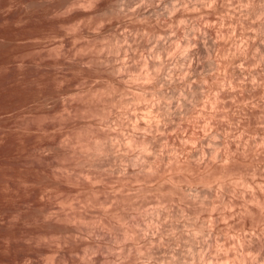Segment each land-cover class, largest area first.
I'll use <instances>...</instances> for the list:
<instances>
[{
    "label": "bare ground",
    "instance_id": "bare-ground-1",
    "mask_svg": "<svg viewBox=\"0 0 264 264\" xmlns=\"http://www.w3.org/2000/svg\"><path fill=\"white\" fill-rule=\"evenodd\" d=\"M26 4L28 5V7L30 4H32L35 5L37 9L39 8V12L37 13V15L33 17L29 16L22 18V16L26 15L25 13V15H22L21 18L18 19L19 21L16 22L18 23L17 26L20 28V30L23 31L22 36H24L23 40L25 41L23 43H27L29 46H31V52H44L49 54L51 52H55V54L58 55L67 52V55L68 53H70L71 57L73 55L77 57V55L79 56L78 53L84 54L85 52V54L88 55L93 49L92 48L87 53L86 50L88 48H91V46H87L89 41H96V39L102 40L105 38L104 36H111L110 38L115 41H119V39H121L127 43L128 46L126 45V47L132 46L131 43L128 42L132 40L136 41L137 44L134 43L136 44L134 49H136V47H140L138 49L145 48V41H148L150 39L157 38L159 41H162L159 42L160 44L158 45V47H155L156 49H154L156 50L154 52L155 56L153 55L151 59H146V57L138 58L143 59L142 63H134L135 65H142L143 68H136V66L132 67L133 64L130 62L134 59H137V52L134 53L136 55H130V51H128V48L126 47L123 49L124 57L122 59L120 58V62L119 60L116 62L117 57L110 55L109 52L105 53V55L102 54V50V52L100 53L99 51V53L102 56L104 55L103 59L99 57L101 56L99 53V56H96H98L100 59L94 56L93 51H91V54L93 53V57L95 59L92 57L91 54H89L90 57H92L94 60H96L97 58L98 61H101L102 59V62H99L100 67L103 66V71H101L102 68L100 67V71L98 68L96 69V71H94L93 69V71L94 73L103 72L104 75H107L106 73H108V77H110L109 74L112 75V90H116L114 91L115 93L112 92V117L104 116L95 119L93 118L91 121H87L84 125L93 129L90 131L89 134L91 135L89 138H91L92 140L89 138V141H81V139L80 141H78L79 139L77 140L78 144L79 142L81 144V146H79L80 144L78 145L80 149H84L86 151V160H84L85 157L83 156L85 154L81 153L83 156L81 160L83 159V162H81L79 158L80 152H77L79 154L76 156H78L77 160L79 159L80 161H78L79 164L83 163L87 165V169H89L90 167V169L92 168V170L93 168L97 169L93 172H98V170L101 171L98 172L99 174L97 172L91 173L98 174L100 176V174L104 171L107 177L104 176L105 178L102 179L100 177L98 178V175H94V178H92L93 176L91 177V173L85 171L87 170L84 169L86 167L80 165H77V167L78 170L80 169L79 167H81L82 169L80 170L82 171L84 169V171L86 172L84 174L82 171L84 180L85 182H88L90 190L92 189L94 192H96L91 193L97 195V193L103 192L106 196V199H103L102 197L103 200H101L98 194L97 197H99L100 199L92 198L94 200L96 199L95 201L93 200L94 203L92 202V200L89 199L90 203L80 201L79 204H76L75 202H73L74 199H69L71 198L70 195L69 198L66 196L67 198L58 200L57 210L56 212L55 210L53 212H55V216L63 215L67 217V220L71 218L74 225H76V228L80 226L78 227V229H76L78 231L80 229V235L86 236L85 234H88L91 237L93 236L94 239L98 237L100 239L101 237L102 241L104 240L103 242L107 241L109 246H107L106 244L104 245L110 248L109 250L106 249L108 251L103 249L104 247L101 248V246L99 245L100 240L98 243L95 240V242L91 244V246L96 251L99 250L98 252L101 253H99L100 257L98 258V261L101 262L106 260L107 264H109L110 262L112 264L114 262H112V260L116 259L112 258L113 254L109 253V251L112 249V231H119L118 228L120 224L117 226L116 219L121 216L122 217L121 219L119 218L120 220H118V223H120V221L122 220L127 225H125V228H128V231H125L126 235L130 237L133 234L131 238L135 236V238H132L135 240H133V242L130 238V247L125 245L126 247H128L127 249L130 250L131 247H135L137 243L136 241L140 239V236L150 237L147 232L145 233L146 228L149 227H147L148 225H145L146 223H143L144 219H142L140 214L137 213L138 216L133 215V213H131V209L130 211H126V209H123L124 211L122 212L118 210L119 205L118 207L116 206L117 208L115 207V204L114 206L112 205L113 203H116L115 201L119 202L120 200L122 201L123 205L122 207L120 206L122 209L125 206L124 204L129 203L128 205H130L129 201L133 200V198H138L140 196L144 197L147 194L145 193L147 185L149 183L152 184L153 181V184L156 182V187L160 185L164 186V184L168 183V186L166 185V191L168 190L167 192H170L169 195L168 193H166V191H162L168 196L171 195V199L169 198L170 200L168 199V201L165 202L166 206L164 207V209H160L159 207L164 202H160L161 204L156 207H159V211L155 209L158 211L157 214L155 211L156 217L158 218V223L156 224V232L161 231L160 233L162 234V231L164 230L177 229L181 231L189 227L209 234L212 232L217 233V231H222L223 229L224 231H230L233 228L236 233L237 231L242 230L243 225L241 226L242 229H238L240 223H237V225L239 226H237L234 221L233 222L235 224L231 222L234 226L229 224L230 222L228 223V220L230 221L228 215L231 211L228 212L226 210L228 213L227 216L226 213H222H224L223 210H225L226 208H230L231 210L235 209L239 211V207L243 204H239V206V202L237 201V205L239 206L238 207L235 204L236 200H233L232 202H227L222 198V196L219 198L218 202L211 201V198H213V193L216 190H219L218 192H222L223 194L228 190L231 191V187H229L228 189L227 186L233 184L235 185L233 186L235 196L236 194L240 196L239 193L241 192L239 189L236 190L240 191L239 193L234 190L236 185L240 186L237 188H240L241 190L243 188L244 192L242 191V194L248 191L250 195V192L253 193L254 191L257 192L259 190L261 192L263 191L262 193H264V176L262 177L260 174L255 175L253 170H250L251 167L249 166L251 165V169H255L253 168V166L255 167L253 162L255 161V159H258L256 158V154L260 151V149L261 151L262 149L264 150V0H31L30 2H26ZM9 6H11V4ZM10 8H12V6ZM2 11L4 12V10ZM136 38L138 39V41L136 40ZM83 41H85L86 43H83ZM115 41H113L112 44ZM169 43L173 44L172 47L170 46L171 48L168 46ZM129 44L131 46H129ZM113 46L114 45H112V47ZM1 47L3 48V46ZM83 47L85 50L83 49ZM251 49H255L257 54H251ZM113 53L114 50L112 54ZM202 53L205 54L206 57L205 59H203L204 61L202 60V62H200L201 60L199 55ZM106 54L109 55L107 56ZM34 55L35 54H33V56ZM82 56L79 57L81 58ZM142 56L143 55H141L140 57ZM28 58H30V56ZM87 59L89 61L91 60V58ZM87 59L85 60L87 61ZM93 59L91 61H93ZM44 60L45 59H43V61ZM98 61H94L95 63L92 62V64L96 65H94V68L99 66ZM136 61L139 62L140 60ZM90 62L89 67L91 68L92 64ZM85 63L88 64V62H84V64ZM87 64L85 65L88 67L89 64ZM129 64H132V66ZM138 68H140V72L137 70ZM125 69L128 73L122 77V80L119 84H117L119 85L117 87L115 85L117 83V80H115L114 78L118 75H123V72L126 73ZM98 74L99 76L96 75L97 77L93 78L95 79L94 81L100 78L104 79L103 74ZM113 79L116 83H114ZM82 80L74 81V87L72 85L71 87L77 90V87H81L84 85V82H82ZM85 80L87 81V79ZM104 80L108 81L106 79ZM90 82L94 84L93 81ZM89 83L88 85L85 83V85H87L88 87H93L91 86L93 84L91 83L90 85ZM71 87L70 89H72ZM60 88L61 87L59 86V89ZM117 88L119 91L117 90ZM116 91H118L117 94ZM74 92V90L70 91L69 89L67 91L62 92L58 90V92L47 96L46 101L47 99L50 100L52 106H56L57 103L61 101L63 102L64 106V103H67V100L73 96ZM80 92H83V90ZM80 92L77 91L75 93ZM28 107H30V105ZM65 108L63 109L65 110ZM260 113L262 115H259L260 121H257V123L253 122L251 118ZM64 116L62 115V117ZM48 121L49 120H47V122ZM65 121L67 120H64V122ZM67 134H69V132ZM233 138H238L240 142L245 141V143L250 145V147L248 145H246L245 147L247 149L250 148L253 153H256L253 154L256 156L255 158L253 155L251 156L252 158H249L252 152L250 154V150H245V148L243 147L245 152L248 153L247 151H249L250 154L247 156L243 152L245 154L244 156H246L247 158L246 160H248V158H254V160H252L253 162L249 160L251 163L245 161V159L242 160L241 154L238 155L237 153V157L239 158V156H241L240 159L246 162H241V166L244 168L247 167L246 169L250 167L249 170L254 173L253 175L250 171L249 173L248 171H246V169L242 167L241 170L234 171L235 169L233 167L236 161L232 159V156L236 153L234 152L235 147H232L233 150L231 148V152L228 147L232 145L229 144L232 142L228 140ZM236 139L235 141H237ZM55 140L56 139H54V141ZM24 141L25 139L22 141V144ZM106 141L108 143H106ZM237 142L236 145L239 147L240 144H238ZM207 144H212V146L210 145L209 148ZM233 144L235 145V143ZM224 145L225 147L227 146L226 148H228L229 150L228 155L225 154L226 152H228L225 150V147L223 150L226 151L225 153L219 150V147H222ZM237 148H235V150H237ZM238 149L241 148L239 147ZM25 151L27 152V150ZM232 151L234 153H232ZM262 153H264V151H262L261 154ZM261 154L259 156H261ZM263 156L264 154H262L261 157ZM261 157L259 158L260 160L263 159ZM236 159L237 158H235V160ZM241 160H239V162ZM258 160L256 161L260 164L262 160L261 162H258ZM217 169H220L221 171H219L218 174L215 175V171ZM243 169L245 170V173L247 172L246 175H244L245 173L243 174ZM80 170L78 171L79 174H81ZM256 170L257 169H255V171ZM257 172L260 173V171L257 170L256 174ZM128 175L134 177V180H131L130 177L128 178ZM153 175L155 176L151 178ZM211 176H213L212 179H210ZM256 176H261L262 178H257ZM78 177H76V179H78ZM55 179L57 180V178ZM58 179H60V177ZM194 179H200L202 182H196V184L194 182ZM26 186L27 184H25V188ZM162 188L164 189V187ZM158 189L151 191L157 192ZM19 190L17 189L15 191L19 192ZM87 190L88 189H86V191ZM149 190L147 189L146 191L149 192ZM52 193H54V191ZM254 194L255 193H253V195ZM172 195L182 202L187 201L190 204L199 203L198 206L202 207L201 209L206 212L203 220L200 219L201 221L198 222V216L193 215V220L191 223H189V225L187 224V222H181L182 224L176 222L175 224V222H173L174 218L178 217L177 215L179 212L183 213L185 210L183 211V207H180V202L179 206L178 204H176L178 203V200H176L177 202H175V204L177 205L176 207L173 201L174 199H172ZM243 195L245 196L246 194ZM249 195H247V200L252 197V194L250 196ZM258 195L260 194H255V196H253V198L251 200L249 199L248 201L256 204L258 207H261L263 205H261L262 202H260V200L258 199ZM49 197L51 198L52 194ZM41 198L43 197L41 196ZM87 199L88 198H86V201H88ZM143 202L141 201L139 202V204H143ZM229 203L233 204L230 205ZM137 204L135 205L137 206ZM142 204H140L141 207H137L142 208L145 202L143 205ZM136 206L135 208L133 207V209L137 211L138 208ZM235 206L237 207V209L234 208ZM112 207H114L116 210H113ZM245 207L243 209L250 213L251 210L249 211L247 210L248 207L247 209ZM243 209L241 208V210ZM235 210H233L232 213H235ZM241 210L239 212H241ZM116 211H119V213H117ZM53 212L50 214H53ZM120 212H122L121 216H119ZM239 212L236 213H238L239 215ZM248 212H244V215H246ZM232 213L231 216L233 215ZM183 214H180L179 218ZM161 218H165L164 222L160 220ZM166 218L168 220L171 219V221L166 222L168 221L166 220ZM243 218L245 217L243 216ZM47 219H49V217ZM220 220H224L223 222L227 221L226 224L228 225H219ZM249 225L250 224L245 226ZM253 226L254 225H251V227ZM251 227L249 229H251ZM74 228L75 226L73 227V229ZM228 228L230 229L226 230ZM245 229L247 230V228ZM67 230L71 231L72 229ZM232 231H230V233ZM240 232L241 231H239V233ZM250 232H252V230H250ZM243 233L246 234L245 236L249 234H247L246 231H243ZM250 234L252 235L253 233ZM235 235H233L234 239L236 238ZM237 235L239 236V234ZM251 235L250 240L249 236L247 238L244 235H242V238L238 237V239L241 238L245 243L246 241L248 242V240L250 242L252 240ZM118 236L122 238L121 235ZM128 236L127 239H125L127 242L126 244H128ZM229 237L227 238V240H230ZM243 237L246 238V241L245 239H243ZM125 240L123 239V241ZM242 240L238 243L243 242ZM235 241H231L230 244L234 242L232 244H236L235 246H237L238 243H236L237 241ZM244 242L241 244H244ZM246 244V251H249L247 247L250 243ZM233 245L231 246L232 248ZM86 246H88V244ZM226 246L224 247L225 249H227L228 247ZM241 246L242 245H238L239 248ZM234 249L235 247L233 248V250ZM103 250L107 253L105 252L104 254ZM238 251H236V253L237 255H240V251ZM179 252H176L175 250V253ZM215 253L216 251L214 252V258L219 255L217 254L216 256ZM236 253H233L234 256ZM99 254H97V256ZM180 254H178L179 258H181ZM118 257H121V255H117V258ZM239 257L240 256H238V258ZM243 258L240 259L244 261L246 258ZM224 259L225 258H223L222 260ZM245 263H247V261Z\"/></svg>",
    "mask_w": 264,
    "mask_h": 264
},
{
    "label": "rangeland",
    "instance_id": "rangeland-1",
    "mask_svg": "<svg viewBox=\"0 0 264 264\" xmlns=\"http://www.w3.org/2000/svg\"><path fill=\"white\" fill-rule=\"evenodd\" d=\"M30 1L31 0H21V1L20 0H15V1L14 0H0V11L4 10V12L3 11L0 12V28H1L0 29V39H1L0 40V264H101V262H102V264H105L106 260H104V259H103L104 261H101V262L98 261V258L100 257L101 253L98 252L99 250L96 251L91 246V244L94 243L95 240L97 243L100 240L102 245L100 244V242H99V245L101 246V248L104 247L103 249L109 250L110 248L107 247V246H109L107 241L103 242L104 240L102 241L101 237H100V239H99V237L98 238L95 237L96 239H94L93 236L91 237L88 234H85L86 236L80 235V232H79L80 229H79V231L76 230L80 226H78L76 228V225H74L71 218H69L67 220V217H65L63 215L55 216L56 215L55 212H56L57 207H58V200L63 199V198H67V197L69 198L70 195H71L70 196L71 198H69V199H72V200L74 199L73 202H75L76 204H79L80 201L90 203V200H92V202H93L94 199H92V198H96V199L101 198V200L106 199V196L104 195L103 192L97 193V195L99 194L100 198L97 197L96 194H95L96 196L94 194H92L91 192H94V191L92 189L90 190V187L88 186V182H85V180H84L83 173L84 174L86 172L91 173L97 169L93 168V170H92V168L90 169V167H89V169H87L88 168V167H86L87 165H85L83 163L79 164L80 161H79V159L77 160L78 156H76V155L79 154L77 152H80V157H79L80 160H81V158H83V156L85 157L84 160H86V157H87L86 151L84 149H80L79 146H81V144L79 142V144H80L79 145L78 141H80V139H81V141L82 140L87 141L88 138L91 136V135H89L90 131L93 129L87 127L84 124L87 121H91L93 118L95 119V118H98V117L100 118V117H104V116L112 117V108H113L112 107L113 106V104H112V92H114L116 90V89L112 90V75L109 74L110 77H108V73H106V72H104V73H106L107 75H104L103 72L102 73L101 72H95L94 73V71H96L97 68L100 71L101 70L100 68L103 67V66L100 67V62H102V59H103V56L105 55V53L109 52L110 55L117 57V59L115 58L116 62L118 60L120 62L121 61L120 58L122 59L124 57V53H123L124 50L123 49L126 47L127 43L121 39H119V41L118 40L115 41L112 38H110L111 36H107V37L104 36L106 39L103 37L104 39H102V40L96 39V41L92 40V42H90L91 40L90 41L87 40V41H89V43L87 42L88 43L87 46L88 47L91 46V48H88L86 50L87 53H88V51H90L93 48L91 51L94 52V56L97 57L98 59L102 58L101 61L99 60L100 62L97 60V58H96V60H94L95 58L93 57V53L91 54V51L89 54H91L94 59L92 57H90L89 54L88 55L85 54L86 52L84 51L85 50L84 47H86V46L83 47V49H84L83 51L85 52L84 53L85 56L83 53H82L83 56L81 53H78L79 56H82L81 58L78 55H77V57H75V55H73L71 57V54L68 53V55H67V52L64 53L65 55L64 54L58 55V54H55V52H51L50 54L44 53V52H41L42 54L36 53L33 51L31 52L30 51L31 46H29L27 43H23V42H25L23 40L24 36H22L23 31L20 30V28L17 26L18 23H16L19 21L18 19H20L22 15H25V13H26V15L22 16V18L29 17V16L33 17V16L37 15V13L39 12V8L37 9V7L35 5L30 4L31 5V6L29 5L30 8L28 7L26 2H30ZM138 1H140V0H138ZM10 4H11L12 8H10L11 7V6H9ZM17 6H18V8H17ZM263 8H264V6H263ZM9 9H11V10H9ZM15 11H17V12H15ZM32 11H33V13H32ZM263 19H264V17H263ZM8 22H9V24H8ZM163 25H164V23H163ZM14 29H16V30H14ZM6 35H7V37H6ZM13 39H14V41H13ZM99 39H101V38H99ZM112 40L115 41L113 44H112V42H113ZM136 40L138 41L137 38H136ZM143 40H146V39H143ZM18 41H19V43H18ZM132 41L128 42V43H131L132 46L129 44V46H131V47H126V48H128V51H130L129 52L130 55L137 52V55L134 54L137 56V59H134L135 62L133 59H132L133 61L130 62L133 64V66H132V64H129L132 67L136 66V68L142 67V65L140 66L137 64L142 63L143 59H138V58H145L146 57V59H149V58L151 59L153 57V55L155 54L154 53L156 51V50H154V49H156L155 47H158V45L160 44L159 42H162V41H159L157 38L156 39L155 38L150 39L148 41H145V43H146L145 48H141L142 49L141 50V49H138L140 47H136V49H137L136 50V49H134V47L136 46L137 42L136 41L132 42ZM83 43H86V42L83 41ZM134 43H136V44H134ZM112 45H114L113 46L114 48L112 47ZM172 45H173L172 43H169L168 46L172 47ZM1 46H3V48ZM82 46H83V44H82ZM96 46L100 50H98L96 48ZM112 48L114 50L113 54H112V52H113ZM129 48H130V50H129ZM119 49H121V50H119ZM134 50H136V51H134ZM251 50H252L251 54H253V55H254V53L257 54L255 49H251ZM24 51H25V53H24ZM99 51H100V53L102 52V54H104V55L102 56L99 53ZM145 51H147V52H145ZM98 53L102 57L99 56ZM145 53H146V55H145ZM33 54H35V55L33 56ZM37 55H39V56H37ZM96 55H98L100 58ZM141 55H143V56L140 57ZM29 56H30V58H28ZM199 56H200V60H201V61L199 60L200 62H202V60L205 59V57H206V55L203 53L200 54ZM73 57L76 59H74ZM83 57H85V58H83ZM86 57L89 59L91 58V60L93 59V61L90 60L91 61L90 62ZM43 59H45L47 61H45V60L43 61ZM83 59H84V62H88V64H89V62L92 64V62L98 61L99 66L94 68L96 65L92 64L93 66L91 65V68H90L89 67L90 64L88 65L87 63H85L88 65V67H87L84 64ZM85 59H87V61ZM129 60H131V59H129ZM136 60H140V61L137 62ZM134 63H137V64L135 65ZM93 69H94V71H93ZM137 70L139 71L140 68H138ZM101 71H103V68ZM98 73L103 74V78L108 80V81H105L104 79H102L100 77H98L100 79H96V81H94L95 79H93V78H96L97 76H99ZM127 73L128 72L126 70V73L123 72V75L116 76L114 79L117 80V83L113 79L114 83H116L115 85L117 87L119 86L117 84H119L121 82L122 77L125 76ZM61 75H63V76H61ZM100 76H102V75H100ZM88 77L89 78L92 77V78L89 79ZM84 78L87 79L88 82ZM76 80H82V82H84V85H85V83L88 85V83L90 81H93L94 84L92 82H90L89 84L91 85V83H92L93 85H91V86H93V87H88L87 85H85V86H87V87H85L83 85V86H81L82 88L77 87V90H76L75 88H73L74 83H75L74 81H76ZM97 80H98V85H97ZM101 80L102 81L104 80L103 81L104 83ZM118 80H120V81H118ZM62 83H64V84H62ZM58 85L61 87L60 89H59ZM71 85L73 87H71ZM120 86H121V84H120ZM70 87L72 89H70ZM84 88H85V90H84ZM68 89L70 91L74 90L75 92H77V91L80 92L83 90V92H80V93L74 92L73 96H72L73 98L72 97L69 98L67 100V103H64V106H63V102H61V101H59L56 106H52L50 100L47 99V101H46L47 96L58 92V90L62 92V91H67ZM79 89H80V91H79ZM117 90H118V88H117ZM118 91H116V94ZM48 102H49V104H48ZM29 105H30V107H28ZM41 106H42V108H41ZM67 106H68V108H67ZM53 107H55V108H53ZM63 108H65V110ZM69 110H70V112H69ZM64 112H65V114H64ZM36 114H38V115H36ZM48 114H49V116H48ZM62 115L63 116L65 115V116L62 117ZM259 115L262 116L260 113L258 115L253 116L251 118V120L255 123H257V121L259 122L260 121ZM60 117H61V119H60ZM258 118H259V120H258ZM47 120H49V121L47 122ZM64 120H67L69 122H67V121L64 122ZM56 121H58V122H56ZM59 121L61 124L59 123ZM40 123H41V125H40ZM48 123H50V124H48ZM64 125L66 128L64 127ZM57 127L61 128V129L59 128L60 131ZM67 129H68L69 134H67L68 133ZM62 130H64V131H62ZM50 131H52V132H50ZM34 134H36V135H34ZM21 137H23V138H21ZM51 137H53V138H51ZM24 139H25V141L22 144V141ZM54 139H56V140L54 141ZM62 139H64V140H62ZM89 139H91V138H89ZM235 139L233 138V139L228 140V141L232 142V143H229L232 145L228 146L230 149V152H231L232 147H235V148L238 147L236 145V142L239 140L237 138L236 139L237 141H235ZM105 140H104V142H105ZM85 141H83V142H85ZM108 141H109V139H108ZM233 141H235V142H233ZM239 142H237V143L240 144L239 147L241 149H238L239 148L238 147L237 148L238 151H237L234 148V152H236L235 155L232 156L230 154L233 157L232 159L234 161H236L235 162L236 165L234 164V167H233L235 169L234 171L241 170V167H242L240 164L241 162H243V163H246L245 161L250 162L249 160L252 161L256 157L255 155H253L256 153H253L250 150V148L247 149L245 147L246 145H248L250 147L249 144L245 143V141L244 142L242 141L240 143ZM106 143H108V142L106 141ZM233 143H235L236 146ZM210 145L212 146V144H207V146L209 148H210ZM241 145H242V147H241ZM74 147H76V148H74ZM222 147H219V150H221L224 153L226 151H228L225 153L228 155L229 150H228V148H226L227 146L225 147V145H224ZM224 147L226 148L225 149L226 151H223ZM243 147L245 148V150H250V154H251V152H252V154L250 155L249 151H247L248 153H246ZM54 149H55V151H54ZM25 150H27V152ZM82 150H84V151H82ZM232 150H233V148H232ZM262 151H264V150L262 149ZM262 151L260 149V151L256 154L257 155L256 158L259 159L262 156V154H264V153L261 154ZM234 152L232 151V153H234ZM243 152L247 156L250 155L249 158H252L251 157L252 155L254 156V158L253 159L248 158V160H246L247 158H246V156H244L245 154ZM81 153L85 154L86 156L85 155L82 156ZM237 153H238V155L241 154L242 157L239 156V158H238ZM259 153L261 154V156H259L260 155ZM240 157L242 160L245 159V161H242L240 159ZM235 158H237L238 161H237V159L235 160ZM261 158H263V159H261L262 162L260 159L259 160L255 159V161L258 160V162H261L260 164L257 163V161L256 162L252 161L255 165V167L253 166V168L260 171V173L257 172V174H256L257 170L255 171V169H251L252 168L251 165H249L251 167V168L250 167L249 168H250V170H253L255 175L260 174L263 177L264 175H262V174H264V163H263L264 156ZM75 159L77 160V162ZM82 160H81V162H83ZM239 160H241V161L239 162ZM234 161H233V163H234ZM64 165H66V166H64ZM77 165L86 167V168H84V169H87V170H85L86 172L83 169L82 170L83 173H82V171L80 170L82 168L79 167L80 168L79 170L81 171L80 172L81 174H79V172H78L79 170H78ZM256 166H257V168H256ZM58 167H59V169H58ZM242 168H244V167H242ZM246 168L247 167H245L244 169H246ZM249 168L246 169V171L249 172L250 171ZM244 169L242 170L243 174L245 173ZM66 170L67 171L70 170V171L67 172ZM61 171H63V172H61ZM219 171H221V170L217 169L215 171V175H217ZM74 172H76V173H74ZM96 172H93V173H96ZM98 172H101V171L98 170ZM250 172L252 173V171H250ZM93 173L90 174L91 177L93 176L92 178H94V175L97 176L99 174V173L98 174H93ZM246 173L244 175H246ZM254 173H252V175ZM69 174H71V175H69ZM79 175H81V176H79ZM249 175H251V174H249ZM74 176H76V177L79 176V177H78V179H76V177H74ZM82 176H83V178H82ZM104 176L107 177L105 172L103 171L100 174V176L98 175V178L100 177V178L104 179L105 178ZM154 176L155 175H153L151 178H153ZM213 176H211L210 179H212ZM261 176L260 177L256 176V177L262 178ZM59 177H60V179H58ZM127 177L128 178L130 177L131 180H134V177H132V176L128 175ZM55 178H57L58 181ZM153 182H152V184H153ZM194 182L195 183L196 182L201 183L202 181L200 179H194ZM67 183H68V185H67ZM78 183H79V185H78ZM155 183L153 184V186L157 185ZM200 183H199V185H200ZM25 184H27L26 188H25ZM152 184L149 183L147 185V189L148 190L150 189V190H149V192L146 191L147 189L145 190V193H147L146 195L144 194L145 198L141 197V196L138 198L135 197V198H133V200L129 201L130 205H128L129 203L128 204L126 203L127 201L125 202L126 204H124L125 205L124 207L129 206V207H127L128 209L124 208V207L121 209V207L123 205H122V201H120V200H119L120 203L118 201H115L116 203H113L112 206H114V204H115V207L116 206L118 207V205H119V207L121 206L120 208L118 207V210H120L122 212L125 209H126V211H128V210L130 211V209H131V213H133V215L138 216L137 213L140 214L142 219H144L143 223L144 224L146 223L145 225L146 226L148 225L147 227H149V228H146L145 233L147 232V234L150 237L140 236V239L136 241L137 242L136 246L135 247L133 246V248L131 247L130 250L127 249L128 247H130L129 241H131L132 238H135V236L131 238V236H133V234L130 237L128 235H126L125 231H128V228L127 227L125 228L126 224L124 223V221L121 220L120 223H118V220H120L122 217L121 216L122 212H120V214H119V216H121V217H119L120 219L119 218L116 219L117 226L120 224L119 228H118L119 231H117V232L112 231V246H111L112 249L110 250L112 252L109 251V253L113 254L112 255L113 259L116 258L115 260H112V262L114 261L112 264H240V263L244 264L246 261H247V263L250 262L248 264H264V234H263L264 233V231H263L264 230V193H262L263 191L262 192L260 190L257 191L259 193H257L256 191L253 192L255 194H260V195H258V199L260 200V202H262L261 205H263V206H261V207H258L256 204L248 201L249 199L251 200L253 198V196H255V194L253 195V193H251L249 191L250 195L252 194V197H250L247 200V198H248L247 195H249L248 191H246V193H243V194H246L245 195L246 197H245L242 194V191L244 192L243 188L241 187L242 188V190H241L240 188H237V187H240L237 185L235 187L236 189L234 188V190L236 191L239 189L241 192L236 191L238 193L240 192L239 193L240 196H238L237 194L235 196V192L233 191V186H235L234 184L227 186L228 189H229V187H231L230 188L231 191L228 190L223 194L222 192H218L219 190L218 191L216 190L214 192L215 194L213 193V196H212L213 198H211V201H217L218 202L219 198L222 196V198L227 202H232L233 200H236V202H235L236 206H238L239 204L240 205L243 204L242 206L239 205L240 207L238 206L240 210H241V208L243 209L245 207V205H246V207H245L246 209L248 207L247 210H249V211L251 210L249 213L245 209L241 210V212H239L240 210L238 211V210L233 209L236 212H239V215L236 212H235L236 214L234 212L232 213L233 210H231L230 208H226L225 210H223L224 213H222V214L226 213V216L228 214L227 211L228 212L231 211L228 215V217L230 219V221L228 220V223L230 222L229 224L233 225L232 223L235 222L237 225V223H240L239 224L240 226L237 225V226H239L238 229L239 228L242 229L241 228L242 225H243L242 226L243 229L247 228V230L246 229L245 230H243V229L239 230V231H241L240 233H239V231H237V233H236V231H234L232 228L230 230V231L233 230L231 232L232 235H231L230 231H224V229L222 230L224 232L217 231V233L212 232L209 234V233L201 232V231H198V230H195V229L189 227V228L183 229L184 231L183 230L180 231L177 229H173V230L168 229V230L162 231V234H161L160 233L161 231L156 232V228H157L156 224L158 223V221H157L158 218L156 217V214L159 211V207H160V209H164V207L166 206L165 202L168 201L169 198L171 199V195L168 196L170 192H167L168 190L166 191L168 183L164 184V186H161V185L157 186V187L155 186L156 188L153 187ZM18 186H19V188H18ZM86 186L89 188H87ZM28 187H29V189H28ZM158 187H159V189H158ZM162 187H164V189ZM79 188H80V190H79ZM84 188H86L90 191H88V190L86 191V189H84ZM17 189L18 190L20 189L19 192L15 191ZM51 189L54 191V193H52L53 191ZM55 189H56V191H55ZM157 189H158L157 192L151 191V190H157ZM48 190H51V191H48ZM162 190L164 192L166 191V193H168V195L166 193H164ZM27 191L29 194L27 193ZM64 192H65V194H64ZM13 193H14V195H13ZM61 193H62V195H61ZM94 193H96V192H94ZM101 193H103V194H101ZM51 194H52V197L50 198L49 196ZM241 195H242V197L244 196L243 197L244 199L241 197ZM41 196L43 198H41ZM15 197H16V199H15ZM57 197H59V198H57ZM102 197H103V199H102ZM256 197H257V195H256ZM12 198L15 200H13ZM19 198H20V200H19ZM86 198H88L87 199L88 201H86ZM172 199H174L173 200L174 204H175V202H177L176 200H178L174 196ZM141 201L142 202L144 201L145 204H144V202H143L144 205L142 203H140L143 205V207L138 208L137 206H140L139 202H141ZM237 201L239 202L238 205H237ZM244 201H245V203H244ZM160 202H164V203L161 204ZM179 202L181 204L180 207L181 208L183 207L182 210L183 211L185 210V211L183 212L184 214L179 212L177 215L178 217L175 216L178 219L173 217L174 221L173 220L172 221L175 222V224H176V222H178L180 224H182L181 222H184V223L187 222V224L189 225V223H191L193 220V215L198 216V219H197L198 222L203 220L206 212H204V210L201 209L202 207L198 206L199 203L190 204L187 201L182 202V201L178 200V203H176V204H178V206H179ZM241 202H243V203H241ZM233 203H229V204L231 205ZM135 204H137V206ZM134 205L138 208V209L136 208L137 211L135 209H133V207L135 208ZM157 206H159V207L156 208ZM161 206H162V208H161ZM236 206L234 208L237 209ZM176 207H177V205H176ZM112 209L114 210L115 208L112 207ZM155 209H157L158 211ZM54 210H55V212H53ZM146 210H147V213H146ZM51 211L53 212V214H50V213H52ZM155 211H156V214H155ZM243 211L248 212L249 214L245 213L246 215H244ZM116 212L119 213V211H116ZM231 213L233 215L235 214L234 216L232 215L233 218L231 216ZM180 214H183V215L179 218ZM240 214H241V216L243 215L245 218H243V216L241 217ZM47 215H48L49 219H47L48 218ZM200 217H202V218H200ZM162 219L163 218H161L160 220L162 222H164L165 218L163 220ZM166 220H168V219L166 218ZM225 220H227V219H225ZM169 221H171V219H169L166 222H169ZM223 221L220 220L219 225H222V224L224 226L228 225V224H226L227 221L226 222H223ZM121 223H124V224H121ZM244 224L245 225L250 224L249 225L250 227H251V225H254L256 227L257 231H256L254 226L251 227V229H249L250 227L245 226ZM73 225L75 226V228H74L75 231H78L79 234H78V232L74 231ZM230 228H228L226 230H229ZM67 229H72L71 230L72 232L70 230L68 231ZM123 230H124L125 234H124ZM248 230H249V232H248ZM250 230H252V232H250ZM243 231H246L247 234L253 233L252 235L250 234L252 236V240L250 242H249V240L251 239L250 235L248 234L247 236H245L246 234H244ZM129 234H130V232H129ZM229 234H230V237H229ZM237 234H239V236ZM240 234H241V236H240ZM118 235H121L124 240L127 239V236L129 237V239L130 238L131 239L130 240L128 239L127 240L128 244H126L127 243L126 240L123 241V239L120 238ZM233 235L236 236L235 239L237 242L233 238L234 237ZM242 235H244L247 238L249 236L248 242L246 241V238L243 237V239H245L246 243H250L247 247V249L250 252L246 251L245 246H247V244L241 239ZM117 236H118V238H117ZM228 237L230 238V240L229 239L227 240ZM238 237H241V238L238 239ZM103 239H104V237H103ZM133 240L134 239H132V242H133ZM233 240L236 243H238L242 240L245 244V245L241 244V243H243V242H241V243H238L237 246H235L236 244L235 245L232 244L234 242L231 243L233 245V248L235 247L236 251L241 249V250H239L240 255L239 254L237 255L235 249L233 250V248L231 247L232 245L230 244V242ZM87 244H88V246H86ZM104 244H106L107 246ZM89 245L93 249H91L89 247ZM125 245L128 247H126ZM238 245H242V246L239 248ZM251 245H252V248H251ZM225 246L227 247V249L224 248ZM243 247H245V248H243ZM230 248H231V250H230ZM249 248H251V249H249ZM108 250H106V251H108ZM175 250H176V252H179V251L180 252L175 253ZM215 251H216V253H215L216 256H217V254H219L217 257L215 256L216 258H214V252ZM217 251H218V253H217ZM103 252H104V250H103ZM105 252H104V254H105ZM221 252H222V254H221ZM233 253H236L235 256H237V257H235ZM97 254H99V255L97 256ZM119 254L121 255V257L117 258V255L120 256ZM178 254L181 255V258L178 257ZM104 256H106V255H104ZM222 256H223V258H225L224 260H222L223 259ZM238 256H240V257L238 258ZM241 256H243L246 259L244 261L241 260L243 258ZM220 260H222V261H220ZM108 263H109V261H108ZM247 263H245V264H247ZM106 264H107V262H106ZM109 264H111V262Z\"/></svg>",
    "mask_w": 264,
    "mask_h": 264
}]
</instances>
